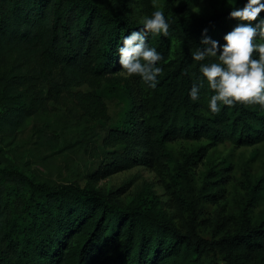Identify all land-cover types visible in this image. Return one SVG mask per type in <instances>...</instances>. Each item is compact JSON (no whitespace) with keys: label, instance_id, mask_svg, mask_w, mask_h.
Here are the masks:
<instances>
[{"label":"trees","instance_id":"1","mask_svg":"<svg viewBox=\"0 0 264 264\" xmlns=\"http://www.w3.org/2000/svg\"><path fill=\"white\" fill-rule=\"evenodd\" d=\"M154 10L151 0L143 1L145 15ZM229 10L219 7L200 17L165 13L168 36H148L162 56L153 89L138 75L125 76L118 63L123 37L143 24L132 17L127 2L0 0V264H264V218L252 221L248 215L263 196L264 171L250 182L246 202L230 216L233 228L216 239L197 230L198 196L188 172L189 164L216 144L250 146L264 140V108L259 105H221L219 113L210 112L213 90L199 64L219 61L192 56L202 47L205 27L207 35L224 42L235 24ZM200 81L199 99L193 101L189 90ZM40 83L48 86L46 98L85 86L122 101L90 176L97 180L134 166L155 169L165 174L178 214L167 213L147 188L120 204L90 184L37 180L10 163L5 146L44 104L34 89ZM179 139L205 144L177 155L167 144ZM221 168L205 174L216 178L207 184L218 186L208 197H223L217 192L227 184L232 166Z\"/></svg>","mask_w":264,"mask_h":264},{"label":"rangeland","instance_id":"2","mask_svg":"<svg viewBox=\"0 0 264 264\" xmlns=\"http://www.w3.org/2000/svg\"><path fill=\"white\" fill-rule=\"evenodd\" d=\"M110 4L128 3L132 17L143 21L144 0H104ZM156 8L165 13L176 12L179 16H206L219 7H228L231 0H151ZM172 48L176 40H171ZM48 86L39 84L35 90L44 97V104L33 112L20 128L5 155L10 163L21 167L26 174L49 183L73 182L79 186L90 184L108 193L115 202L125 204L142 189L147 188L163 202L169 214H178L172 193L165 188V174L146 166H134L116 171L95 180L90 173L97 169L104 154L102 139L109 127L118 119L123 103L103 91H93L85 86L62 92L57 99L46 91ZM32 96L26 98L28 103ZM104 105V107L101 106ZM205 140H174L168 148L179 154L204 145ZM230 163L227 184L217 193L223 197H208L218 186L207 184L214 180L205 176L222 172V166ZM264 171V140L250 146H235L230 142L216 144L206 150L202 158L188 166L194 192L198 196L197 230L207 239H216L233 228L231 215H235L248 197L250 182ZM218 176V175H216ZM219 177V176H218ZM186 216V212H183ZM248 215L252 221L264 218V192ZM178 220V218H176ZM178 222V221H177ZM219 264H226L220 261Z\"/></svg>","mask_w":264,"mask_h":264},{"label":"clouds","instance_id":"3","mask_svg":"<svg viewBox=\"0 0 264 264\" xmlns=\"http://www.w3.org/2000/svg\"><path fill=\"white\" fill-rule=\"evenodd\" d=\"M227 2V0H226ZM237 0L229 4L228 18L233 27L219 40L201 30L200 44L192 54L194 60L205 61L215 57L219 62L200 63L199 70L206 78L213 94L208 101L211 113H219L221 105L254 104L264 108V0ZM170 23L162 8H156L143 17L142 27L128 32L118 47V63L125 76L138 75L149 88H156L162 67L157 64L161 53L150 46L148 36H168ZM258 52L259 55L254 56ZM116 62V61H115ZM114 62V63H115ZM203 81L194 83L189 90L191 100L199 99Z\"/></svg>","mask_w":264,"mask_h":264}]
</instances>
